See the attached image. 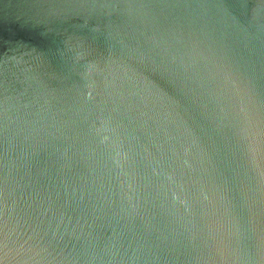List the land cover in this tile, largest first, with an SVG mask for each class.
<instances>
[{
  "label": "water",
  "instance_id": "obj_1",
  "mask_svg": "<svg viewBox=\"0 0 264 264\" xmlns=\"http://www.w3.org/2000/svg\"><path fill=\"white\" fill-rule=\"evenodd\" d=\"M0 264H264V0H0Z\"/></svg>",
  "mask_w": 264,
  "mask_h": 264
}]
</instances>
